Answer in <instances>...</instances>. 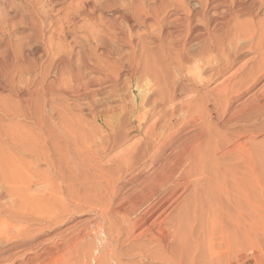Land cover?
Returning a JSON list of instances; mask_svg holds the SVG:
<instances>
[{"label":"bare ground","instance_id":"6f19581e","mask_svg":"<svg viewBox=\"0 0 264 264\" xmlns=\"http://www.w3.org/2000/svg\"><path fill=\"white\" fill-rule=\"evenodd\" d=\"M115 2L70 0L64 15L90 22L100 53L76 37L74 51L60 21L43 47L1 51L0 249L30 246L59 194L143 229L134 240L175 264L264 262V0ZM108 40L128 51L112 57Z\"/></svg>","mask_w":264,"mask_h":264},{"label":"rangeland","instance_id":"374dc122","mask_svg":"<svg viewBox=\"0 0 264 264\" xmlns=\"http://www.w3.org/2000/svg\"><path fill=\"white\" fill-rule=\"evenodd\" d=\"M115 1L119 5L116 10L122 9V6L131 2V0ZM141 2L148 4L150 0H141ZM69 5L70 0H0V54H2L1 51L4 54L6 50L9 52L18 51L21 48L22 50L30 51L35 47H43L47 38L59 27V21L64 24L62 28L68 43L74 46L71 41L72 38L76 37L80 40L81 46L94 50L96 48L95 42L88 38V33H86V25H90V22H82L80 18L75 19V17L72 25L64 23L66 18L64 15H67L66 9ZM38 13L43 16L42 19L44 21L41 24L34 25L32 15ZM96 14L98 16L97 19L101 20L103 16V19L106 18L105 20L102 19L101 23L103 21L105 23L113 16L112 13L104 10L97 11ZM261 15L263 17L264 13H261ZM98 23L96 22L97 25ZM146 24L147 27L151 24V21L148 20ZM81 26H84L83 29L85 30L81 29ZM123 26L125 31H127L126 25L123 24ZM146 27L134 26L131 28V32L144 35V39L150 43L154 40L155 36L151 35ZM117 42L108 40L105 43L111 56L116 58L128 51L126 46ZM73 50L77 51L78 49L74 46ZM96 51L100 53L102 48H96ZM39 52L36 58H38ZM250 57L252 55L248 54L245 58ZM263 83L264 78L255 90ZM125 88V86L119 84L113 93L114 97L116 99L124 97L127 93V89ZM132 90L136 96L135 87H132ZM100 97H104V92ZM238 103H235V105ZM219 130L226 133L232 131L226 128ZM259 140H261V136L256 138V141ZM125 146H122L121 149ZM113 152L116 153L117 151L107 154L103 159L104 161H101V168L106 169L111 167L109 158L111 159L116 156ZM58 195L55 196V200L59 197ZM59 198L58 202H60ZM55 200H52L53 203L50 205L52 219L48 229L43 230L38 227L33 233L30 246L21 248L20 252H17L19 249L10 250L1 246L0 264H175L174 262H179V257L176 255L164 253L153 246L134 240V237L143 229L136 230L131 234L129 227H123L122 230L117 232V230L115 231L108 223L101 219L99 209L85 204L82 207H75L68 203L66 206H59L60 203ZM168 212L165 213V220L167 221L175 214L176 210H169ZM95 213L98 214L96 215ZM73 253L78 254L79 259L71 262ZM241 256L240 259L243 264H264V262L258 261L257 263L252 260L250 254H243ZM222 262L220 264H227L225 261ZM229 262L234 263L232 259Z\"/></svg>","mask_w":264,"mask_h":264}]
</instances>
